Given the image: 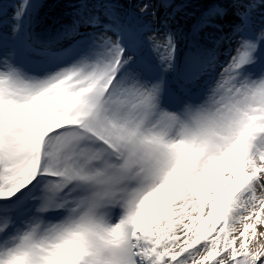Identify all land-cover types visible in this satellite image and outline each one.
I'll return each mask as SVG.
<instances>
[{"label": "snow or ice", "instance_id": "snow-or-ice-1", "mask_svg": "<svg viewBox=\"0 0 264 264\" xmlns=\"http://www.w3.org/2000/svg\"><path fill=\"white\" fill-rule=\"evenodd\" d=\"M43 6L0 0V264H264V0Z\"/></svg>", "mask_w": 264, "mask_h": 264}, {"label": "rangeland", "instance_id": "rangeland-1", "mask_svg": "<svg viewBox=\"0 0 264 264\" xmlns=\"http://www.w3.org/2000/svg\"><path fill=\"white\" fill-rule=\"evenodd\" d=\"M36 2L42 7L38 9V13L40 17H44L46 14H49L51 9L49 7H44L43 5H50L52 3V0H36ZM134 2H139V0H134ZM155 3V0L153 1Z\"/></svg>", "mask_w": 264, "mask_h": 264}, {"label": "bare ground", "instance_id": "bare-ground-1", "mask_svg": "<svg viewBox=\"0 0 264 264\" xmlns=\"http://www.w3.org/2000/svg\"><path fill=\"white\" fill-rule=\"evenodd\" d=\"M161 15V14H160ZM161 16H163V15H161Z\"/></svg>", "mask_w": 264, "mask_h": 264}]
</instances>
